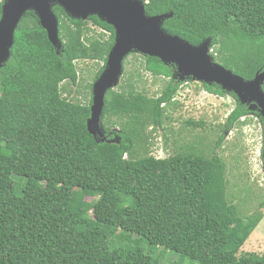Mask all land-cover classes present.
Returning <instances> with one entry per match:
<instances>
[{
    "label": "trees",
    "instance_id": "16d2710c",
    "mask_svg": "<svg viewBox=\"0 0 264 264\" xmlns=\"http://www.w3.org/2000/svg\"><path fill=\"white\" fill-rule=\"evenodd\" d=\"M141 1L148 17L172 14L163 25L168 34L194 46L210 41L213 61L235 75L252 81L264 72V0ZM54 13L62 47L51 44L28 12L0 69V264H156L137 247L112 249L115 232L198 264H264V253L242 252L263 214L246 217L231 202L227 167L217 154L224 136L213 156L193 144L165 159L142 150L149 128L164 132L167 109L178 104L184 82L177 68L138 56L132 71L126 62L133 54L127 57L121 84L105 97L104 137H95L88 130L93 86L116 43L115 30L96 16L74 20L59 6ZM81 61L104 63L87 87L88 104L64 97L80 84ZM147 74L164 81L160 95L141 90ZM201 85L228 95L218 85ZM250 114L238 102L226 132ZM115 138L120 144L109 142ZM14 177L22 183L20 196Z\"/></svg>",
    "mask_w": 264,
    "mask_h": 264
},
{
    "label": "rangeland",
    "instance_id": "374dc122",
    "mask_svg": "<svg viewBox=\"0 0 264 264\" xmlns=\"http://www.w3.org/2000/svg\"><path fill=\"white\" fill-rule=\"evenodd\" d=\"M5 0H0V4ZM102 33L99 28L94 29ZM108 34V33H107ZM212 50L210 51L211 54ZM138 56L133 54L126 62V69L136 71ZM80 77L78 86H69L72 92L64 94L69 100L88 104L90 90L87 87L94 83V79L103 62L81 61L77 63ZM125 69V71H126ZM125 73L123 72L124 77ZM177 77V76H176ZM121 78V80H122ZM121 84V83H120ZM164 81L156 80L150 74L145 75V83L141 90H145L150 97L160 95ZM65 87L67 85L65 84ZM175 101L178 104L169 106L167 113L170 120L165 122V131H147L152 137L142 144V150L149 149L150 153L159 159H165L182 152L181 148L194 145L196 149L203 150L207 156H213L217 150L220 138L224 136L217 154L223 159L227 167L228 195L246 217L256 213L263 214V219L256 228L251 238L243 247L244 253H264V118L260 112L250 111V115L241 119V122L226 132L225 125L231 112L240 101L234 99L230 93L226 96L209 94L196 82H184ZM193 120L202 123V127L189 125ZM116 130H119L117 128ZM166 135V137H165ZM16 185L20 184L17 195H21L22 183L18 177H14ZM94 200L90 198L89 201ZM115 232L111 238L112 249L120 247H137L150 255L156 264H198L180 253L166 250L160 246H151L146 240L136 235L127 236V241L120 240Z\"/></svg>",
    "mask_w": 264,
    "mask_h": 264
},
{
    "label": "water",
    "instance_id": "95a60500",
    "mask_svg": "<svg viewBox=\"0 0 264 264\" xmlns=\"http://www.w3.org/2000/svg\"><path fill=\"white\" fill-rule=\"evenodd\" d=\"M59 6L74 20L87 21L96 16L115 30L116 43L109 53L104 72L93 86V105L88 130L104 137L102 114L108 91L116 89L124 72V61L132 54L159 58L166 66L177 68L181 81L218 85L234 93L250 111L264 118V72L247 81L213 61L210 41L199 46L168 34L163 25L171 15L148 17L141 0H5L0 21V69L11 57L16 30L28 12H34L48 33L51 44L60 49L59 20L54 8ZM120 144L119 139L109 141ZM264 159V151H263Z\"/></svg>",
    "mask_w": 264,
    "mask_h": 264
}]
</instances>
